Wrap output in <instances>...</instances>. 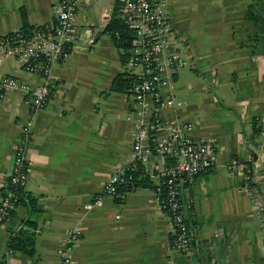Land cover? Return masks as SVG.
Returning a JSON list of instances; mask_svg holds the SVG:
<instances>
[{
    "label": "crops",
    "instance_id": "obj_1",
    "mask_svg": "<svg viewBox=\"0 0 264 264\" xmlns=\"http://www.w3.org/2000/svg\"><path fill=\"white\" fill-rule=\"evenodd\" d=\"M53 0H0V35L53 21ZM262 0H166L168 25L176 42L187 46L188 68L170 74L163 96L174 95L172 120L191 123L188 135L208 138L218 147L216 164L180 193L192 236L189 254L170 247V222L157 202L154 183L134 184L120 198L99 196L105 179L131 158L130 119L123 91H111L123 72L117 47L104 27L115 16L117 0H89L76 12L74 43L53 68L57 86L33 118L25 149L22 190L35 200L33 254H6V241L28 216L19 202L0 223V255L7 264H56L57 243L67 228L80 236L71 264H264V132H253L252 119L264 118V52L253 45L257 24L248 6ZM194 70L197 78L178 77ZM0 72L29 87L41 77L18 69L10 58ZM27 95L7 89L0 98V188L13 165L14 146L28 118ZM251 163L262 196L242 188V168L224 163ZM89 204L88 208H84Z\"/></svg>",
    "mask_w": 264,
    "mask_h": 264
},
{
    "label": "built area",
    "instance_id": "obj_2",
    "mask_svg": "<svg viewBox=\"0 0 264 264\" xmlns=\"http://www.w3.org/2000/svg\"><path fill=\"white\" fill-rule=\"evenodd\" d=\"M89 0H53V21L33 29H16L0 35V62L10 58L22 72L35 74L42 81L29 87L22 80L0 72V98L9 88H18L27 95L28 118L22 134L14 146L13 165L7 186L0 196V223L5 221L22 199L18 187L26 177L25 149L30 127L36 112L42 109L57 86L53 68L73 45L76 30L75 17L79 8ZM166 0H117L115 17L131 32L123 73L127 85L123 90L131 125V158L118 166L105 179L99 196L120 198L134 184L133 173L138 170L154 183V193L160 209L170 222V247L187 255L192 236L187 229L180 193L201 174L210 172L216 164L218 147L208 138L196 141L189 135L191 123L172 120L164 112L173 108L174 95L163 96L162 85L171 83L170 74L187 64V46L175 44L176 34L168 25ZM255 123L264 132V118L255 116ZM264 149V140L259 143ZM264 162V161H263ZM224 168H242V188L250 197L262 196L261 181L251 163H224ZM23 200H25L23 198ZM257 215L263 221L264 202L257 201ZM86 204L84 208H88ZM80 230L67 228L57 243L56 264H71L72 251L78 242ZM11 250L6 248V254ZM0 264L7 262L0 255Z\"/></svg>",
    "mask_w": 264,
    "mask_h": 264
},
{
    "label": "trees",
    "instance_id": "obj_3",
    "mask_svg": "<svg viewBox=\"0 0 264 264\" xmlns=\"http://www.w3.org/2000/svg\"><path fill=\"white\" fill-rule=\"evenodd\" d=\"M20 16L21 26L23 27L20 29L28 30V25L26 23L24 12L22 9H20ZM247 18L253 23H256L261 30H264V0L260 3L248 6ZM104 31L109 35L110 39L117 47L120 55V60L124 63L126 57L124 51L129 47L131 32L114 15H112L110 20L105 25ZM126 85L127 82L125 74L121 72L113 77L108 89L111 91H123ZM255 122V119H252L253 132L258 133L259 128L257 127ZM133 177L135 183L150 187V181L148 180V177L141 173L139 170L138 172L133 173ZM8 180L9 177L5 180L3 187L0 188V196L2 195L4 188L7 186ZM22 186L18 187V190L20 191L22 197L19 202H23L27 205L28 216L21 221L20 226L17 228V230L8 237L6 241V247L13 252H21L26 255H32L34 243L33 229L35 227V220L33 219V217L40 212V208L37 206L33 198L26 195V193L22 190ZM23 198L25 200H23ZM186 227L190 232L188 224L186 225Z\"/></svg>",
    "mask_w": 264,
    "mask_h": 264
},
{
    "label": "rangeland",
    "instance_id": "obj_4",
    "mask_svg": "<svg viewBox=\"0 0 264 264\" xmlns=\"http://www.w3.org/2000/svg\"><path fill=\"white\" fill-rule=\"evenodd\" d=\"M262 1H260V2H262ZM254 4H257V3L256 2H253L252 5H254ZM263 36H264V30H261L258 27V25H257V30L253 34L252 38H253V45H254V47H256L257 48L256 50L259 51L260 53H263L264 52V40H263ZM175 44L177 46H179V47L181 46L176 41H175ZM188 66H186L184 68H188ZM185 70H187V69H185ZM196 78H197V75H196V73H195L194 70H187V72H184L182 75H180L178 77L177 81H181L182 83H187V82H190L191 83V81L195 80Z\"/></svg>",
    "mask_w": 264,
    "mask_h": 264
},
{
    "label": "water",
    "instance_id": "obj_5",
    "mask_svg": "<svg viewBox=\"0 0 264 264\" xmlns=\"http://www.w3.org/2000/svg\"><path fill=\"white\" fill-rule=\"evenodd\" d=\"M186 223H188V221L185 219Z\"/></svg>",
    "mask_w": 264,
    "mask_h": 264
}]
</instances>
